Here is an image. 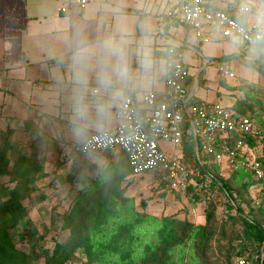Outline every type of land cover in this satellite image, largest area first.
Segmentation results:
<instances>
[{
  "label": "crops",
  "instance_id": "0c3cea01",
  "mask_svg": "<svg viewBox=\"0 0 264 264\" xmlns=\"http://www.w3.org/2000/svg\"><path fill=\"white\" fill-rule=\"evenodd\" d=\"M214 2L206 0L235 16L237 6L255 4ZM177 3L88 0L81 9L79 0H0V119L11 127L31 121L68 149L93 133L114 129L124 94L140 102L148 91L163 86L162 77L156 82V60L165 62L172 46H186L187 34L178 33L179 24L167 18ZM247 25L264 27V21L249 15ZM158 32L167 40L163 49L153 39ZM200 74H191L195 99ZM72 130L82 134L74 142L67 138ZM120 153L114 159L95 158L93 164L105 167Z\"/></svg>",
  "mask_w": 264,
  "mask_h": 264
},
{
  "label": "trees",
  "instance_id": "16d2710c",
  "mask_svg": "<svg viewBox=\"0 0 264 264\" xmlns=\"http://www.w3.org/2000/svg\"><path fill=\"white\" fill-rule=\"evenodd\" d=\"M234 18L242 26H248L247 12ZM248 49L264 50V40ZM258 72L264 76V60ZM220 80L225 81V78ZM198 81L201 84V74ZM232 109L251 119L257 136L255 139L244 138V143L249 149H256L259 134L255 120L247 112L251 105L246 100H237ZM23 129L31 131L36 140L42 136L31 121L25 122ZM14 133L10 125L0 131V177H8L11 183L10 187L0 185V264H174L176 257L183 263L187 251L191 253L193 264H229L244 252L251 253L255 264H264L261 259L264 252V200L260 202L258 198L250 197L253 187H257L264 197V180H255L253 172L244 167L227 170L228 178L223 176L224 171L215 169L214 179L206 190L202 187L201 192L196 191L203 182L196 179L197 186L192 185L182 195L191 205L205 206L203 225H195L187 217L186 206L182 210L183 218H157L136 212L134 201L125 197L123 183L132 177V173L128 157L123 152L116 162L96 168L98 172L94 177L78 165L72 167L74 173L54 178L52 185L58 182L61 186H75L71 189L73 204L61 224V231L68 232V236L63 243L55 241L51 248L43 245L45 235L40 236L29 220L24 202L38 189L37 183L46 177L45 164L43 160L22 153L10 169L9 153L13 149ZM192 144H195L194 139L186 137L184 151ZM69 150L75 154L72 147ZM185 157L189 166L204 173L197 160ZM257 161L264 173V155ZM219 197L225 200L221 216L218 213ZM142 205L146 206L145 203ZM20 241L28 245V251L18 247ZM79 253L83 259H79ZM254 255L259 258L257 262Z\"/></svg>",
  "mask_w": 264,
  "mask_h": 264
},
{
  "label": "built area",
  "instance_id": "2783aa9c",
  "mask_svg": "<svg viewBox=\"0 0 264 264\" xmlns=\"http://www.w3.org/2000/svg\"><path fill=\"white\" fill-rule=\"evenodd\" d=\"M87 4L88 0H79L81 9ZM237 8L239 14L246 10L245 6ZM60 11L67 13L66 8ZM234 16L210 6L206 0H178L176 7L167 13L170 23L191 29L201 44L233 39L249 48L264 40V27H244ZM213 64L216 65L215 62ZM164 65V89L161 93L148 91L138 102L126 92L116 112L117 126L110 131L91 134L75 145L73 152L81 156L123 152L128 157L132 176L152 174L164 190L179 191L182 195L192 185L197 186L196 179L203 180L197 186V192H201L202 187L207 189L214 179L215 161L225 163L227 170L231 171L239 167L250 169L255 180L263 181L261 163L252 158L253 150L244 143V138L255 139L257 136L251 119L238 115L232 107L219 102L194 98L189 89L190 69L181 47L168 48ZM219 71L222 78L235 77L226 68V63L219 64ZM188 136L195 141L196 159L201 166L199 168H204L203 174L186 162L183 150ZM167 146H171L175 153H171ZM261 259H264V252ZM229 264L255 263L251 253L244 252Z\"/></svg>",
  "mask_w": 264,
  "mask_h": 264
},
{
  "label": "rangeland",
  "instance_id": "374dc122",
  "mask_svg": "<svg viewBox=\"0 0 264 264\" xmlns=\"http://www.w3.org/2000/svg\"><path fill=\"white\" fill-rule=\"evenodd\" d=\"M214 1L215 4H219L220 0ZM254 1L255 4L249 5L251 8L246 7L245 12L248 13V16L253 15L256 19L261 18L264 21V0ZM253 19L254 17L250 18L251 23H253ZM176 28L180 30L178 33L187 34L188 36L185 42L186 46L183 48L186 65L193 76L201 73V84L199 91L195 94L196 99L206 102H219L227 107H232L237 98L238 100H246L247 104L251 105V109L247 112L255 120L256 130L259 134L256 149L252 151V158L256 159L264 155V76L258 72V67L264 60V50L248 49L244 43L233 39L201 44L195 39L191 29L182 25ZM153 39H156L160 49H163L167 44L166 37L162 33L158 32L156 38ZM223 57H229L230 60H221ZM97 60L102 61L103 58H97ZM206 61H208V64H206ZM222 63H226V68L235 74L234 78H225V81L220 80L222 74L219 71V64ZM155 69L156 82L160 84V77L163 78L165 72L163 60H156ZM163 86L160 85V88H156V92L161 93L160 89ZM30 118L27 117V119ZM7 125L8 123L0 119V131L6 129ZM13 129L15 133L12 137L13 149L9 153L10 169L17 156L22 153L43 160L45 164L46 177L37 183L38 189L25 200L24 204L28 209L29 220L39 230L40 236L45 235L42 244L51 248L55 241L63 243L68 236V232L61 231V224L64 214L73 204L71 189L75 187L70 185L61 186L58 182L52 185L54 178L58 175L66 176L74 173L72 167L78 165L84 167L86 173L94 177L97 175L96 168L98 167L93 164V160L103 157L114 159L116 155L115 153L99 156L75 155L68 148L61 147L47 138L44 132H41L42 136L39 140H36L31 135V131H25L23 126H15ZM81 136L82 134L78 130H72L67 138L69 141L74 142ZM167 149L171 153H175L171 146H167ZM184 154L187 159L197 160L195 144L187 145ZM199 167L201 166L199 165ZM213 167L219 171H224L223 176L225 178L230 176L226 173L227 166L225 163L215 161ZM0 185L10 187L9 178L0 177ZM123 187H126L125 197L134 201L136 212H145L157 218L166 216H181L183 218L184 212L182 210L186 206L188 209L187 217L195 225H203L205 222L203 212L205 206L203 204L191 205L179 191L169 192L164 190L159 187L158 181L152 174L146 173L129 177L124 181ZM76 189H79V187H76ZM176 195L182 196L183 199H178ZM250 197L252 199L258 198L260 202L264 200L263 193H259L257 187L250 189ZM220 199L221 205L218 213L221 216L225 200ZM144 203L146 206L142 205ZM18 247L23 251H28V245L25 242H18ZM190 254L187 251L183 263H181V258L176 257L174 264H193L190 260ZM78 257L83 259L80 253ZM254 258H257V256L254 255Z\"/></svg>",
  "mask_w": 264,
  "mask_h": 264
}]
</instances>
